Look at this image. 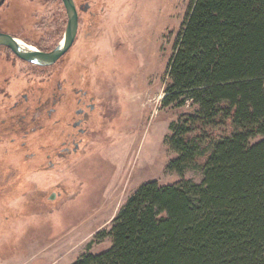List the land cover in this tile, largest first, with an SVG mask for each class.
<instances>
[{
	"label": "rangeland",
	"instance_id": "1",
	"mask_svg": "<svg viewBox=\"0 0 264 264\" xmlns=\"http://www.w3.org/2000/svg\"><path fill=\"white\" fill-rule=\"evenodd\" d=\"M191 1L75 0L71 48L52 66L19 62L16 85L3 89L21 102L0 95V264H70L100 252L111 239L96 234L142 184L180 179L167 170L175 156L170 124L193 106L162 100ZM0 19L3 29L49 48L68 24L63 0H5ZM3 58L0 79L13 76L6 67L15 60ZM52 90L63 98L49 115ZM83 91V103L95 107L84 106L80 132L74 121ZM73 134L77 148L67 142ZM184 177L201 181L202 170L191 167Z\"/></svg>",
	"mask_w": 264,
	"mask_h": 264
},
{
	"label": "trees",
	"instance_id": "2",
	"mask_svg": "<svg viewBox=\"0 0 264 264\" xmlns=\"http://www.w3.org/2000/svg\"><path fill=\"white\" fill-rule=\"evenodd\" d=\"M191 2L162 100L193 106L170 124L180 179L142 184L70 264H264V0Z\"/></svg>",
	"mask_w": 264,
	"mask_h": 264
},
{
	"label": "flooded vegetation",
	"instance_id": "3",
	"mask_svg": "<svg viewBox=\"0 0 264 264\" xmlns=\"http://www.w3.org/2000/svg\"><path fill=\"white\" fill-rule=\"evenodd\" d=\"M67 16H68V14H67ZM0 33L9 34L14 39H16V41L18 43H20V39H21V40L25 41L26 43L31 44L30 42L26 41L21 36H19L15 31L5 30L1 26H0ZM48 41H49V39H48ZM31 45H34L37 50H41V51H51V50L54 49L53 47L52 48H49V46H47V47L46 46L43 47V46H40V45L38 46V44H31ZM0 50H2V55L0 54V58L2 56V58L4 57L3 59L5 60V57H11V58H13L15 60V61L12 60L10 67H6L8 69V71L11 70L13 72L12 73L13 76H9L8 77V76H5V75H1V77H3V78L0 79V92H1L0 95L3 96L5 98V100L6 99L7 100H12L13 99L14 102H16L15 104L18 105V103L21 102V101H19L17 98H15L14 97L15 95H13V93H11V92L8 93L7 89H5V91H4L3 86L4 85H8L9 86V89H10V86L13 89V86L16 85V81L21 76V73H17V72H19V69L21 68V67H19V62L22 61V62H26V63H28L30 65H33V66L35 65V66H43V67L52 66L54 63L53 64L43 65V64H38V63H35V62H32V61H29L27 59H24L21 56H19L14 51V49L10 45H8V44H0ZM8 59L9 58H7L6 60L10 62L11 59H9V60ZM4 72H5V70H4ZM61 88H62L61 83H58V90H60ZM1 89H2V91H1ZM79 90H80V88L77 89V91H79ZM23 97H24V101H29L30 100V95L27 92H24L23 93ZM85 97H86V91H83L82 94L78 97L79 104H81L83 106H79L76 109V112L79 113L80 117L77 120L74 121V126H77L80 132H84V128L81 125L86 120V118L88 117V112H89L87 110H84V106L87 105L89 109H94V107H95V104L93 102H91V101L88 102L87 104H84L83 102H84V98ZM62 98H63V94H59L58 95L57 92L56 93L54 92V90H52L51 93H49L47 95V97L45 99V101L47 103V106H45V107L47 108V111H48V114L49 115L54 112L55 107H54L53 104L54 103H57ZM42 110H44V109H42ZM74 134L73 135H69L71 137H69V139L67 140V142H69L71 144H74L75 148H77L79 146V142L77 141V138H76V136Z\"/></svg>",
	"mask_w": 264,
	"mask_h": 264
},
{
	"label": "water",
	"instance_id": "4",
	"mask_svg": "<svg viewBox=\"0 0 264 264\" xmlns=\"http://www.w3.org/2000/svg\"><path fill=\"white\" fill-rule=\"evenodd\" d=\"M5 0H0V6ZM68 14L66 32L59 44L51 51L24 49L20 43L9 34L0 33V44L10 45L24 59L38 64H53L73 45L79 28V12L75 0H63Z\"/></svg>",
	"mask_w": 264,
	"mask_h": 264
},
{
	"label": "bare ground",
	"instance_id": "5",
	"mask_svg": "<svg viewBox=\"0 0 264 264\" xmlns=\"http://www.w3.org/2000/svg\"><path fill=\"white\" fill-rule=\"evenodd\" d=\"M20 43H21V46L24 48V49H36V47L34 45H31L29 43H26L25 41L21 40L20 39Z\"/></svg>",
	"mask_w": 264,
	"mask_h": 264
}]
</instances>
